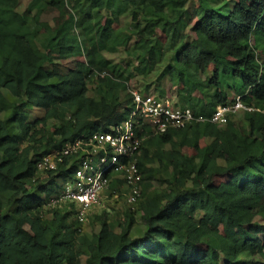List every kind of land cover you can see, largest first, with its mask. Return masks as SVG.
I'll list each match as a JSON object with an SVG mask.
<instances>
[{"label":"trees","instance_id":"1","mask_svg":"<svg viewBox=\"0 0 264 264\" xmlns=\"http://www.w3.org/2000/svg\"><path fill=\"white\" fill-rule=\"evenodd\" d=\"M219 1L222 8L213 0H29L18 12L20 0H0V264L264 259V0ZM123 16L131 18L129 31ZM121 47L127 58L120 63L104 54ZM54 62L60 66L46 69ZM158 66L157 97L197 117L237 96L256 110L225 125L149 132L138 157L139 203L119 218L96 216L100 231L88 238L80 222H67L72 205L48 207L73 179L78 155L63 156L52 171L37 164L82 135L124 122L129 90ZM92 86L98 98L88 95ZM35 110L43 115L31 121ZM108 177L111 191L117 179ZM44 209L53 211L51 222L44 223Z\"/></svg>","mask_w":264,"mask_h":264},{"label":"built area","instance_id":"2","mask_svg":"<svg viewBox=\"0 0 264 264\" xmlns=\"http://www.w3.org/2000/svg\"><path fill=\"white\" fill-rule=\"evenodd\" d=\"M129 92L133 104L131 113L111 132L82 135L62 149L41 157L37 164L40 172L56 169L63 156L78 155L79 159L73 179L64 183L63 190L49 200L48 207L72 205L74 219L84 224L90 213L101 206L102 195L110 190L112 178L108 175L111 174L113 179L119 177L123 181L125 201L134 208L142 196L143 175L138 157L149 132L164 134L193 123L225 125L239 113L256 110L237 96L232 103L218 106L209 118L197 117L191 108L179 106L173 100L158 98L141 89H130Z\"/></svg>","mask_w":264,"mask_h":264},{"label":"rangeland","instance_id":"3","mask_svg":"<svg viewBox=\"0 0 264 264\" xmlns=\"http://www.w3.org/2000/svg\"><path fill=\"white\" fill-rule=\"evenodd\" d=\"M29 0H20L19 5L17 7V11L18 12H22L28 5ZM213 5L214 6H218L219 8H222L225 3L219 0H213ZM226 5H228V8H232L234 3L231 1L229 3H226ZM194 8V2L190 1L187 5H186V18L190 15V13L193 11ZM122 29L124 31H129L130 27H131V18L129 16H123L122 20ZM42 38V36H41ZM38 47L43 50V47L41 46V44L37 41L36 42ZM105 56L112 61L113 63H120L121 61L125 60L127 58V55L125 53V48L121 47L118 49V51L116 53H109V52H105L104 53ZM52 65H59V62H54L53 64H46V69L50 70L52 68ZM161 66L157 67V70L150 75L148 78L143 79L141 77H139L135 83L134 86L131 87V89H142V86L144 83H152L153 86L150 89V94L157 96V93L155 92V87L159 84L157 83V76H158V72L160 71ZM168 78L165 77L162 81L161 84L163 86H165L167 84ZM126 92H123V95H125ZM89 96L98 98V92L96 91V89L94 88V86L91 87V89L88 92ZM243 113H239L235 118L239 119L241 118V115ZM43 115V112L41 110H35V111H31V117L30 120L34 121L37 118H40ZM2 118H4V115H1ZM168 146V145H167ZM166 146V147H167ZM156 166V165H155ZM105 167H107V165H105ZM117 179V183L116 185L113 187V190H107L103 195H102V203L101 206H99L98 208L94 209L90 215H89V220H87V222H85L84 224H77L74 223L75 226H79L81 229V233L85 236H87L88 238H92V236L94 234H97L100 231V223L99 220L96 218V216L101 215L103 212L108 211L110 212V218L114 219V218H119L121 217L128 209V205L125 201V186L122 183L123 181H121V179L119 177L116 178ZM121 181V182H120ZM119 182V183H118ZM156 186V184H155ZM65 211V209H64ZM4 212L0 211V213ZM42 214V219L44 221V223L47 222H51L53 219V211L52 210H48V209H44L41 212ZM73 216L68 217L67 222L69 224H73ZM257 220L260 221L261 223L262 218L257 217ZM143 225H139L137 227V229L139 231L143 230ZM117 231H119V229L117 228ZM136 234V232H135ZM244 264H264V259L261 255L257 254V255H243L242 257ZM86 260V256H82L81 257V261L84 264Z\"/></svg>","mask_w":264,"mask_h":264}]
</instances>
